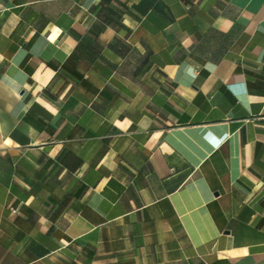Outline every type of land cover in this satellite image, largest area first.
<instances>
[{"label":"crops","instance_id":"0c3cea01","mask_svg":"<svg viewBox=\"0 0 264 264\" xmlns=\"http://www.w3.org/2000/svg\"><path fill=\"white\" fill-rule=\"evenodd\" d=\"M0 264H264V0H0Z\"/></svg>","mask_w":264,"mask_h":264}]
</instances>
